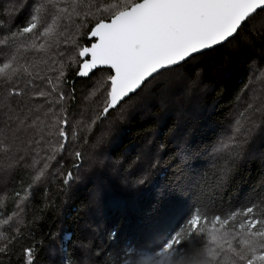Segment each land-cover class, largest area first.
Instances as JSON below:
<instances>
[{
    "label": "snow or ice",
    "instance_id": "1",
    "mask_svg": "<svg viewBox=\"0 0 264 264\" xmlns=\"http://www.w3.org/2000/svg\"><path fill=\"white\" fill-rule=\"evenodd\" d=\"M0 264H264V0H0Z\"/></svg>",
    "mask_w": 264,
    "mask_h": 264
},
{
    "label": "trees",
    "instance_id": "2",
    "mask_svg": "<svg viewBox=\"0 0 264 264\" xmlns=\"http://www.w3.org/2000/svg\"><path fill=\"white\" fill-rule=\"evenodd\" d=\"M247 63V55L244 53H226V52H217L211 53L208 58L207 67L209 71L206 75V83L209 84V91L207 94L202 95L199 100L193 99L189 106V115L195 120L201 112L205 109L212 106V100L209 97H215L216 92L221 89H226L230 86L229 77L224 74L222 71L215 70V65H222L225 69L231 70L232 74H235L239 70H242ZM215 89L216 91H212ZM154 125H145V128L153 127ZM137 129L135 125L131 126L130 136H135ZM84 193H81L83 195ZM118 195V194H117ZM120 201L117 202L111 211H120L122 208L126 207L128 211L132 210L131 201L126 200V198L121 197Z\"/></svg>",
    "mask_w": 264,
    "mask_h": 264
}]
</instances>
